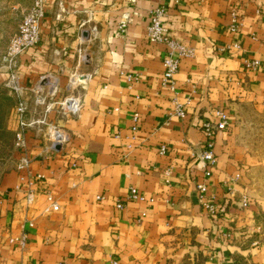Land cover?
Segmentation results:
<instances>
[{
  "label": "crops",
  "instance_id": "1",
  "mask_svg": "<svg viewBox=\"0 0 264 264\" xmlns=\"http://www.w3.org/2000/svg\"><path fill=\"white\" fill-rule=\"evenodd\" d=\"M66 2L71 12L58 21L49 0L39 44L20 56L19 75L29 119L57 125L71 139L50 150L46 123L26 132L20 162L27 158L29 165H17L0 193V264H181L199 252L209 264L228 263L237 249L233 236L226 238L238 233L236 212L252 215L239 201L244 188L235 179L252 158L236 145L235 124L246 108L264 112V0H164L170 33L195 50L180 58L176 74L185 118L171 115L175 93L162 82L166 46L147 38L157 0ZM233 7L243 19L237 33L229 29ZM125 13L130 20L121 34ZM82 25L97 26V34L81 38ZM237 41L239 48L232 46ZM84 53L88 62L80 60ZM253 59L260 66L247 68ZM47 77L58 80L55 93L42 84ZM69 93L78 97L75 110L59 104ZM220 107L231 120L213 139L218 162L206 178L197 157L209 137L200 121ZM197 180L209 183L216 217L201 203ZM131 187L155 200L129 199ZM47 191L60 211L46 210ZM23 230L24 246L10 240Z\"/></svg>",
  "mask_w": 264,
  "mask_h": 264
},
{
  "label": "built area",
  "instance_id": "2",
  "mask_svg": "<svg viewBox=\"0 0 264 264\" xmlns=\"http://www.w3.org/2000/svg\"><path fill=\"white\" fill-rule=\"evenodd\" d=\"M158 4L154 6L150 10V23L147 26V38L150 43H161L166 46V56L163 60L164 65V73L162 77V82L165 86L169 87L175 93L173 97L174 110L171 115H176L182 118H185L187 115V110L185 103L181 102L177 96V83H176V74L180 68V58L181 57H191L195 54V50L193 47L188 44L180 41L177 37L173 36L167 25L165 18L168 13V9L164 0H157ZM57 8L54 11L55 17L58 21L66 20L67 16L71 12L67 8L66 0H54ZM49 4V0H32L30 6L24 13L18 31L12 37L8 49L4 56V61L7 67V82L6 86L9 91L16 96L19 97V103L17 106V119H18V128L16 131V142L17 145L21 148L26 146V132L28 129L36 123L43 124L46 121L38 120L34 121L29 119L28 117V105L26 100L23 97V93L25 90L24 85L21 82L19 75V59L20 56L28 49L34 48L39 44L40 41V30L41 23L47 13V6ZM93 14L92 11H89V16ZM230 23L229 29L237 33L239 32L242 25V15L239 12L237 7L231 8L229 11ZM130 20V14L125 13L122 15L120 21L118 22V33H125L128 28V23ZM97 26H83L81 27L80 35L81 38H84V33L88 32L90 36H95L97 34ZM232 46L241 47L240 43L237 41ZM230 48L229 45L222 47L221 50L225 51ZM80 60L86 62L87 54H81ZM261 64L259 59L246 60L247 68H258ZM87 76V75H84ZM48 87L52 93H55L58 88V80L56 78H49ZM71 84V82H70ZM72 85V84H71ZM71 85H69L68 90H70ZM35 92L41 91L40 86L37 87ZM38 103H45L44 97L37 98ZM78 97L73 93H69L64 96L62 100L59 102L60 106L64 110H75L78 107ZM138 119L137 115L135 117ZM230 113L223 108H215L211 117L204 118L200 121L201 128L205 131V133L209 137V141H207V148L203 149L202 153L198 155V164H200L203 175L206 178H209L213 174V169L217 165L218 158L214 151V137L217 132L227 129L230 124ZM47 124V123H46ZM48 126V137L50 140L48 148L50 150H56V146L58 144H65L71 139V134L69 131L59 128L54 124H47ZM163 151L166 150L164 146L162 148ZM29 160L24 158L18 165L21 168H26L29 165ZM76 164L74 163V166ZM77 166V165H76ZM33 177H29V182L33 183ZM197 189L200 192L201 203L208 209L209 213L216 217L218 214V208L216 203L214 202L215 196L208 195L209 192V183L205 181H196ZM19 187V186H18ZM29 187L27 192V203L28 205H33L36 201L35 191ZM131 200L145 201L150 200L154 201V197L148 198L147 195L140 191L136 187H131L127 196ZM101 198V196H98ZM0 197V201H1ZM46 201L47 207L46 210L51 212H58L61 209V205L59 201L55 198V196L47 191L46 193ZM244 205H247V201H244ZM116 207L118 209H122L124 207V203L122 200H118L116 203ZM228 236V233H226ZM28 234L25 230L19 236L12 237L10 240L12 242L18 241L23 246L26 244ZM113 264H117V261H113Z\"/></svg>",
  "mask_w": 264,
  "mask_h": 264
},
{
  "label": "rangeland",
  "instance_id": "3",
  "mask_svg": "<svg viewBox=\"0 0 264 264\" xmlns=\"http://www.w3.org/2000/svg\"><path fill=\"white\" fill-rule=\"evenodd\" d=\"M31 2L32 0H0V193L4 190L5 178L20 163V147L16 142L19 97L6 86L8 73L4 56ZM88 60L87 58L86 62ZM240 115L242 117L235 124V143L239 148L250 151L252 163L246 174L241 171L240 175H235V179L244 188L239 201L243 199V206L250 209L252 215L248 217L236 212L242 216L233 222L236 230L233 229L238 233L233 235L227 232L226 238H231L232 235L231 245L237 246V249L233 247V251L229 252V262L226 264H264V112L252 107L244 109ZM244 201H247L246 206ZM243 206H238L237 209H243ZM237 221L240 223L237 224ZM207 257L199 252L194 257L186 256L181 264H209Z\"/></svg>",
  "mask_w": 264,
  "mask_h": 264
},
{
  "label": "water",
  "instance_id": "4",
  "mask_svg": "<svg viewBox=\"0 0 264 264\" xmlns=\"http://www.w3.org/2000/svg\"><path fill=\"white\" fill-rule=\"evenodd\" d=\"M88 37H89V33L85 32L84 38L87 39ZM42 84H44V85L48 84V80L44 79ZM61 147H62V144H58L55 149L59 151V150H61Z\"/></svg>",
  "mask_w": 264,
  "mask_h": 264
}]
</instances>
